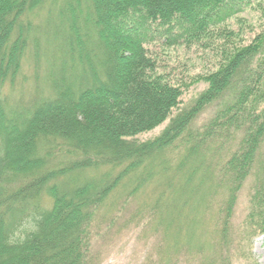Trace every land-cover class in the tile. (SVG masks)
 <instances>
[{"label": "trees", "instance_id": "1", "mask_svg": "<svg viewBox=\"0 0 264 264\" xmlns=\"http://www.w3.org/2000/svg\"><path fill=\"white\" fill-rule=\"evenodd\" d=\"M249 7L257 27L229 28ZM157 47L215 58L183 107L191 80L164 70ZM249 178L253 237L264 235V0H0V264H93L94 238L134 221L155 239L142 264H228Z\"/></svg>", "mask_w": 264, "mask_h": 264}, {"label": "rangeland", "instance_id": "2", "mask_svg": "<svg viewBox=\"0 0 264 264\" xmlns=\"http://www.w3.org/2000/svg\"><path fill=\"white\" fill-rule=\"evenodd\" d=\"M236 20L229 21V28L235 30L240 25L249 23V26L256 28L262 18L260 17V11H255L254 8H248L236 15ZM235 17V18H236ZM247 30L249 27H246ZM246 32V36H248ZM157 53V57L161 60L164 70H172L175 74L182 73L184 77L183 83L186 81L191 82L183 91L181 97L180 106L183 107L190 100L206 87V84L201 81H194L192 77L200 76L202 72L211 69L215 63V58L212 55H206L201 53L196 47L192 49L184 50L182 48H156L152 50ZM33 69L25 70L24 74L32 79ZM41 72V69L39 70ZM185 77H188L185 78ZM20 79L18 80V82ZM7 91V86L4 87ZM9 92V91H8ZM7 92V93H8ZM27 92V91H26ZM18 93H14L17 97ZM33 95V94H32ZM31 95V96H32ZM10 97V96H9ZM13 100L16 98L11 97ZM10 98V99H11ZM25 99V98H24ZM213 107H209L203 112L196 121V125H201L211 115ZM168 121L152 129L151 131L142 133L137 136V139L144 141L157 136L167 125ZM263 155V153H261ZM252 178H249L242 186L236 201V205L233 210L231 218V230L229 236V254L228 259L225 262L228 264H264V235H256L253 237H246L245 234V218L249 208V196L252 189ZM221 196V200H222ZM220 199H217L216 207L221 205ZM129 210H131L129 208ZM217 208L212 207L211 211H216ZM209 215V214H208ZM219 222V221H218ZM217 222V224H218ZM136 222L129 223L120 228L117 225L113 228V231L102 230L101 234L93 240V264H142L145 258L154 250L152 248L155 239L149 238L148 230H144L141 226L135 225ZM214 221L209 222V230H214ZM208 241L214 243L216 239L209 233ZM243 251V252H242ZM246 251H249L251 258H244ZM198 260H187L184 257H177L176 264H197ZM220 259H216L213 264H221Z\"/></svg>", "mask_w": 264, "mask_h": 264}]
</instances>
